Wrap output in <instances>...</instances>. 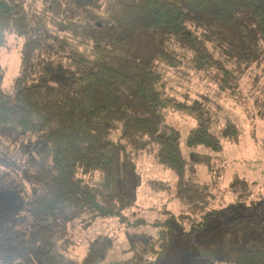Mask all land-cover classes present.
Returning <instances> with one entry per match:
<instances>
[{
  "label": "trees",
  "instance_id": "trees-1",
  "mask_svg": "<svg viewBox=\"0 0 264 264\" xmlns=\"http://www.w3.org/2000/svg\"><path fill=\"white\" fill-rule=\"evenodd\" d=\"M61 1L43 0L42 17L34 13L31 26L24 2L0 0V46L10 33L25 37L26 47L23 65L8 85L0 68V197L22 192L17 194L22 213L12 209L0 215V264H80L64 256L61 245L72 239L76 222L122 217L131 201L120 196L119 161L147 150L176 176L172 189L178 219H190L188 235L206 232L218 214L223 219L220 213L239 207L250 215L229 226L262 239L242 248L234 242L224 245L220 259L223 264H264V197L245 205L251 183L232 180L235 200L201 214L212 198L209 185L188 179L185 167L210 169V155L197 149L220 152L222 145L210 131L204 102L170 95L174 88L164 74V68L216 70L219 86L234 87L229 82L235 75L223 63L241 66L264 58V0H101L91 9V19L70 5L71 15L56 21L49 13L68 11ZM40 46L44 60L37 57ZM169 110L195 120L185 138L187 157L179 130L166 120ZM237 133L227 122L220 136L235 140ZM147 183L154 190L171 189L166 181ZM184 209L192 214H183ZM197 213L196 223L191 216ZM8 215L20 216V223L4 222ZM171 228L172 222H166L156 239H172ZM223 237L228 239L226 233ZM112 245V239L99 235L81 264H102ZM167 246L168 241L162 244V252ZM162 252L155 261L116 264H157Z\"/></svg>",
  "mask_w": 264,
  "mask_h": 264
},
{
  "label": "rangeland",
  "instance_id": "rangeland-1",
  "mask_svg": "<svg viewBox=\"0 0 264 264\" xmlns=\"http://www.w3.org/2000/svg\"><path fill=\"white\" fill-rule=\"evenodd\" d=\"M18 1L24 2V10L33 26L35 16L42 17L45 3L43 0ZM99 3L101 0H62L60 5L68 9L67 13L55 11V15L49 13V16L56 21L67 18L68 12L71 15L68 7L71 5L81 9L84 16L91 19L89 13L92 14L91 9ZM37 17L36 20L41 19ZM40 22L45 23V20ZM24 38L7 33L6 45L0 46V68L4 70V86L13 80L19 67L23 65L22 56L24 57L26 51ZM40 48L41 52L37 57L44 60L45 53L42 46L39 47V51ZM34 59L36 60V57ZM223 60L225 59L222 57ZM222 65L235 75L229 82L236 83L234 87L219 86L221 77L216 70L195 72L185 67L164 68L168 85L174 88L169 94L187 103H191L190 100L194 98L203 101L211 115L210 131L219 136L222 145L220 152H212L204 146L198 147L201 155L202 153L210 155V169L197 164L191 166L188 164L185 167L188 179L206 182L209 185L208 191L212 198L201 214L218 210L235 200L236 194L230 190V183L234 179H245L253 186L252 194L245 197V205L252 206L254 202L264 197V58L247 65L237 66L232 60ZM200 95L205 98L201 99ZM143 112L144 110L139 113ZM166 120L179 130L181 150L187 157L189 149L185 146V138L189 129L194 126L195 120L186 114L170 110L167 112ZM227 122L233 123L238 130L235 140L220 136ZM118 167L120 196L122 200L129 199L130 205L122 211V217H93L76 222L72 239H67L63 246L61 245L60 251L64 256L81 264L91 241L99 235H105L112 239L113 245L102 264L110 262L116 264L125 259L147 258L155 261L163 250L162 244L166 241L168 246L157 264H223L220 258L224 254V245L229 247L231 242H234L242 248L256 245L261 241L260 236H252L251 233L246 235L244 230L238 234L231 225L229 226L231 220L236 221L240 216L250 215L239 210V207L233 212L220 213L223 219H219L218 214L206 232L203 230L198 235H188L187 231L191 229L190 219L185 217L178 219L180 206L172 189L176 176L157 162L154 151L131 152V155L119 161ZM11 172L15 177L16 171ZM149 180L166 181L171 185V189L154 190L148 185ZM20 193H22L20 190L18 193L7 191L0 197L2 202L0 215L6 216L12 209H15L14 213H22L21 201L17 200V194ZM256 207L258 208V205ZM181 212L186 215L192 214L185 212V209ZM201 214L197 213L191 217L197 223ZM9 217L12 216L5 217L4 222L12 225L20 223V216L13 219ZM137 220L142 222L133 225ZM166 222L169 226L172 222L169 231L173 238L156 239L158 232L166 229ZM224 233L228 235V239L223 237ZM210 245L212 248H208Z\"/></svg>",
  "mask_w": 264,
  "mask_h": 264
}]
</instances>
